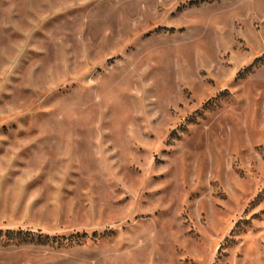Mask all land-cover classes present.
I'll use <instances>...</instances> for the list:
<instances>
[{
  "label": "rangeland",
  "instance_id": "obj_1",
  "mask_svg": "<svg viewBox=\"0 0 264 264\" xmlns=\"http://www.w3.org/2000/svg\"><path fill=\"white\" fill-rule=\"evenodd\" d=\"M0 264H264V0H0Z\"/></svg>",
  "mask_w": 264,
  "mask_h": 264
}]
</instances>
